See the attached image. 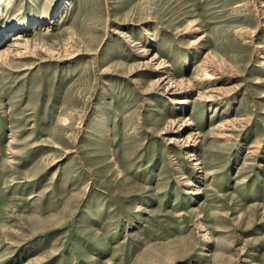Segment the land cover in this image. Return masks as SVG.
Wrapping results in <instances>:
<instances>
[{
	"label": "rangeland",
	"instance_id": "1",
	"mask_svg": "<svg viewBox=\"0 0 264 264\" xmlns=\"http://www.w3.org/2000/svg\"><path fill=\"white\" fill-rule=\"evenodd\" d=\"M2 53L0 264H264V0H0Z\"/></svg>",
	"mask_w": 264,
	"mask_h": 264
},
{
	"label": "bare ground",
	"instance_id": "2",
	"mask_svg": "<svg viewBox=\"0 0 264 264\" xmlns=\"http://www.w3.org/2000/svg\"><path fill=\"white\" fill-rule=\"evenodd\" d=\"M17 34H19V33H17ZM17 34H16V35H17ZM18 39H21V36H20V35H17V36L14 38V40H18ZM12 45H14L15 47H16V46H17V47H20V46H21L20 43H16V44H12ZM8 46H9V45H8ZM10 46H11V45H10ZM7 48H8V47H6V49H7ZM8 50H9V49H8ZM8 50H7V51H8ZM3 51H4V50H3ZM3 51H2V52H3ZM5 51H6V50H5ZM0 55L3 56V55H5V54L2 53V54H0ZM197 163H198V162H197Z\"/></svg>",
	"mask_w": 264,
	"mask_h": 264
}]
</instances>
